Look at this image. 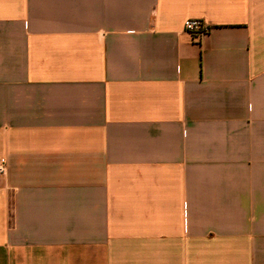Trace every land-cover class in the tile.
I'll list each match as a JSON object with an SVG mask.
<instances>
[{
    "label": "crops",
    "instance_id": "crops-1",
    "mask_svg": "<svg viewBox=\"0 0 264 264\" xmlns=\"http://www.w3.org/2000/svg\"><path fill=\"white\" fill-rule=\"evenodd\" d=\"M1 160L0 264H264V0H0Z\"/></svg>",
    "mask_w": 264,
    "mask_h": 264
},
{
    "label": "built area",
    "instance_id": "built-area-1",
    "mask_svg": "<svg viewBox=\"0 0 264 264\" xmlns=\"http://www.w3.org/2000/svg\"><path fill=\"white\" fill-rule=\"evenodd\" d=\"M183 30L193 39H198L209 32L208 28L201 20H185L183 23ZM5 171V164L1 160L0 178L5 175Z\"/></svg>",
    "mask_w": 264,
    "mask_h": 264
}]
</instances>
